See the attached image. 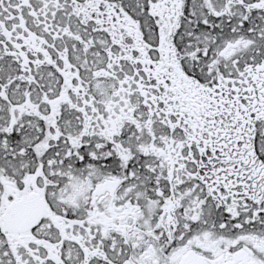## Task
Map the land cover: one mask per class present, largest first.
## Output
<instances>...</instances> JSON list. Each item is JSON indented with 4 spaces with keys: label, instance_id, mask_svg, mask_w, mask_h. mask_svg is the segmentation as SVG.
I'll return each mask as SVG.
<instances>
[{
    "label": "snow or ice",
    "instance_id": "obj_1",
    "mask_svg": "<svg viewBox=\"0 0 264 264\" xmlns=\"http://www.w3.org/2000/svg\"><path fill=\"white\" fill-rule=\"evenodd\" d=\"M0 264H264V0H0Z\"/></svg>",
    "mask_w": 264,
    "mask_h": 264
}]
</instances>
